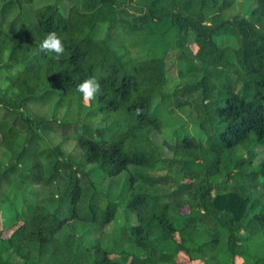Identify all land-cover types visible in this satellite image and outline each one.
<instances>
[{
	"label": "trees",
	"instance_id": "1",
	"mask_svg": "<svg viewBox=\"0 0 264 264\" xmlns=\"http://www.w3.org/2000/svg\"><path fill=\"white\" fill-rule=\"evenodd\" d=\"M48 2L0 0V189L19 176L46 186L66 181V190L59 200H45L42 186L24 192L29 198L21 207L11 203L0 211V264H16L15 257L23 264H222V239L236 264L241 231L256 227L253 236L264 242V212L246 223L264 183L251 185L250 193L219 184L223 172L233 180V171L264 146V0H150L136 20L118 14L133 0ZM62 2L70 4L67 12ZM52 31L65 48L59 60L39 48ZM175 52L183 63L181 85L170 91L168 59ZM89 77L102 94L85 104L77 86ZM48 103L50 116L30 109ZM172 105L194 113L206 138L177 136L167 158L152 135L163 131ZM74 111L78 118L69 119ZM54 131L63 142L51 148L43 133ZM71 139L81 152L76 170L62 152ZM88 165L105 180L130 173L129 216L123 240H80L73 251L59 237L70 222L103 228L120 208L107 201L102 210L96 190L80 208ZM259 176L264 161L252 174ZM169 185H176L172 194L158 191ZM5 232L11 234L4 238Z\"/></svg>",
	"mask_w": 264,
	"mask_h": 264
},
{
	"label": "rangeland",
	"instance_id": "2",
	"mask_svg": "<svg viewBox=\"0 0 264 264\" xmlns=\"http://www.w3.org/2000/svg\"><path fill=\"white\" fill-rule=\"evenodd\" d=\"M150 0H133L131 3H123L118 7V14L120 18L128 19V20H136L142 17L146 13V6ZM48 2V0H37V4L39 6H43ZM61 6L65 11H68L70 4L65 2L61 3ZM168 67L170 78L173 81V84L169 86L170 91L173 88L181 85L180 82V73L179 71L183 69V63L177 58V53H171L168 59ZM172 86V87H171ZM30 109L39 116H50L53 112L52 104L48 103L47 106H39V105H30ZM2 115V111L0 110V116ZM69 119H77L78 115L76 111L71 112L68 116ZM164 120V129L162 132H157L152 135L153 142L158 145L164 156L167 158H171L173 153L169 149V145L173 144L176 141V137L182 138L185 135H192L198 139H205L206 134L201 130L198 123H195L194 113L191 114L190 110L187 109H178L175 106L169 107L165 113L163 114ZM177 134V135H176ZM43 136L48 141L51 148H55L58 143L63 142V138L59 132H45ZM257 156L253 159L252 163H247L245 167H241L239 169H235L233 180H228L226 178L227 172H223L219 176V184H224L221 188L223 191H235L232 186L241 187L242 193H250L248 188L254 183H264V178L260 177L256 180L252 177V174L258 172L259 165L264 161V146L256 147ZM63 157L67 160H72L74 163L75 170L79 168V159L81 158V152L78 148L77 142L73 139L67 140L63 145ZM1 153V160H6L5 152ZM243 157H247V153L245 151L241 154ZM31 159H35L32 157ZM241 159V158H239ZM6 163L5 161H2ZM32 160L28 161L24 165V170L27 171L31 168ZM3 168V167H2ZM1 168V169H2ZM95 166H86L85 172L89 173V177L85 178L83 181V196L80 203V208L85 209L88 206L90 198L92 197L93 192L96 190L102 196L103 200L99 203L100 208L103 210L107 201L118 202L120 204V208L117 214V217L112 223L106 225L103 228H100L99 224H95L94 222H85L81 219H76L70 222L63 231L59 234V237L64 241L68 247L75 251L77 247V243L82 240L89 243H94L100 241V239H109L112 240L114 238H120L121 240L124 237H121V231L125 227V223L127 217L129 216L127 213V204L129 199L131 198V193L129 191L130 186V173L125 172L121 176L117 178L111 179H102L98 172L95 170ZM166 173H156L153 175H165ZM80 175V174H79ZM8 186H4L0 189V211L4 213L6 210L5 206H11V203L17 204L19 207L23 205V202L28 201L29 195L24 192H30L33 189H39L42 187L41 193H39L40 199L49 200V198H54V200L61 199L62 193L66 190V181H57L50 186L42 185L39 183L32 184L30 181L26 179H22L19 176H13L9 182ZM176 189V185L169 186H159L158 191L163 194H172V192ZM31 193V192H30ZM255 198L260 200V204L254 209V212L248 215L246 218V223L251 222L253 214L264 212V189H260L256 192ZM187 198V196H186ZM49 204V201H47ZM0 212V220L2 213ZM102 213V211L100 212ZM223 220L225 218V214H222ZM135 215L132 216L131 220H134ZM200 230L204 232L206 236L210 235V228L208 225L201 223ZM224 227L222 223L219 222V234L224 237ZM11 234V232H5L2 237L6 238ZM258 234L256 232V227L254 229H250V232L241 231L239 236L245 239L239 246L236 248L239 256L236 258V264H264V242L261 236L254 237L253 235ZM252 238H251V237ZM250 237V239H247ZM2 244V238L0 239V245ZM131 252L129 246H127ZM227 249V251H226ZM180 261V258H179ZM23 260L19 257H15L16 264H23ZM220 262L222 264H233V259L230 256L228 245L226 239L221 240L220 246ZM184 264V263H181ZM187 264H203L201 261L187 262Z\"/></svg>",
	"mask_w": 264,
	"mask_h": 264
},
{
	"label": "clouds",
	"instance_id": "3",
	"mask_svg": "<svg viewBox=\"0 0 264 264\" xmlns=\"http://www.w3.org/2000/svg\"><path fill=\"white\" fill-rule=\"evenodd\" d=\"M40 51L46 54L54 53V59L59 60L65 51L60 36L55 32H49L39 45ZM77 91L82 94L85 104L95 100L97 95L102 94L100 82L95 77L85 79L77 86Z\"/></svg>",
	"mask_w": 264,
	"mask_h": 264
}]
</instances>
